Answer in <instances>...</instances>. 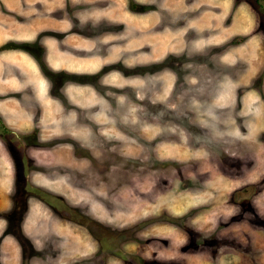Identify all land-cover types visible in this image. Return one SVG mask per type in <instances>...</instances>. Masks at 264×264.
Here are the masks:
<instances>
[{"label": "rangeland", "instance_id": "374dc122", "mask_svg": "<svg viewBox=\"0 0 264 264\" xmlns=\"http://www.w3.org/2000/svg\"><path fill=\"white\" fill-rule=\"evenodd\" d=\"M16 47L0 264H264V0H0Z\"/></svg>", "mask_w": 264, "mask_h": 264}, {"label": "crops", "instance_id": "0c3cea01", "mask_svg": "<svg viewBox=\"0 0 264 264\" xmlns=\"http://www.w3.org/2000/svg\"><path fill=\"white\" fill-rule=\"evenodd\" d=\"M24 20L25 21H23V26H20V27H23L22 31L26 32V35L25 36L24 35H13V34L6 35V37H4L5 38L4 40L15 39L17 41V40H22L24 38L25 39L35 38L37 32L44 27V22L47 21V19H42L41 17L30 18L28 21L26 19H24ZM61 21H62V19H61ZM61 28L64 29V27L62 25H61ZM30 30L33 31L32 35H29V33H28V31H30ZM1 33H3V32L1 31ZM42 42H45V40H43ZM80 44H82V42ZM41 47H43V44L41 45ZM60 52L62 53V48L55 47V44L51 45V47L49 49H47V51H46L48 60L50 58L53 59V57L55 60L58 59V57L61 56ZM44 57H45V52H43V58ZM59 63H60L59 66H61V62H59ZM0 64H1L2 71L3 72L5 71V76L3 75L2 77H6L8 75H11V77L14 79L25 80V84L27 82H29V84L31 86L30 85L27 86L28 94L33 96V98H34L33 101L36 102V106L39 110V106H40L39 102L41 101V99L43 100L46 97L43 94L38 93L35 90V84L41 83L40 81L38 82V80L43 79V77L40 74L41 70L38 66L39 64H37V62H36V59L33 58L29 54V51L26 49L23 50L22 48H19V47L5 48L2 52H0ZM1 84H3V83L0 82V95L1 96L3 95L4 92H6L7 94H10V93L12 94V93H14V92L16 93V91H18V90H16V91L12 90L6 84H3V85H1ZM8 92H10V93H8ZM17 98L18 97H16V99ZM5 99H7V98H1L0 97V115L1 116L3 115L4 118L6 117V118L11 119L10 112H13V110L11 109L12 107L8 106L11 104V101L5 102L4 101ZM47 103H48V101H47ZM45 104H46V102H45ZM39 112H40V110H39ZM43 112H45V110ZM11 123H12V121H11ZM10 125H12V124H10ZM0 149H2V148L0 147ZM3 156H4V152L0 151V158L2 159ZM0 190H2L1 185H0Z\"/></svg>", "mask_w": 264, "mask_h": 264}, {"label": "clouds", "instance_id": "9594fccd", "mask_svg": "<svg viewBox=\"0 0 264 264\" xmlns=\"http://www.w3.org/2000/svg\"><path fill=\"white\" fill-rule=\"evenodd\" d=\"M193 83H195V81H192Z\"/></svg>", "mask_w": 264, "mask_h": 264}, {"label": "trees", "instance_id": "16d2710c", "mask_svg": "<svg viewBox=\"0 0 264 264\" xmlns=\"http://www.w3.org/2000/svg\"><path fill=\"white\" fill-rule=\"evenodd\" d=\"M31 186V185H28V187Z\"/></svg>", "mask_w": 264, "mask_h": 264}]
</instances>
